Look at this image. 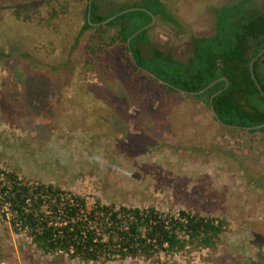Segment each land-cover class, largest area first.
<instances>
[{"label": "rangeland", "instance_id": "1", "mask_svg": "<svg viewBox=\"0 0 264 264\" xmlns=\"http://www.w3.org/2000/svg\"><path fill=\"white\" fill-rule=\"evenodd\" d=\"M65 1L69 12L46 27L13 15L29 4L44 17L43 0H0V169L91 203L224 218L228 232L214 250L83 263L45 255L0 220V264H264V133L224 127L203 101L153 80L131 90L123 49L85 68L95 34L78 38L86 0ZM142 1L98 0L99 13ZM160 1L175 24L156 18L151 45L185 62L193 37L213 35V10L239 0ZM250 7L263 10L264 0Z\"/></svg>", "mask_w": 264, "mask_h": 264}, {"label": "trees", "instance_id": "2", "mask_svg": "<svg viewBox=\"0 0 264 264\" xmlns=\"http://www.w3.org/2000/svg\"><path fill=\"white\" fill-rule=\"evenodd\" d=\"M251 1L239 0L215 8L213 35L193 37L192 55L183 62L151 45L152 26L137 34L130 45L127 43L152 22L150 13L175 24L162 1L143 0L101 14L98 0H92L88 20L89 0H86L85 21L78 38L91 29L97 35L90 36L86 43L89 58L84 67L95 65L100 55L123 49L134 71L127 81L131 90L138 91L142 84L153 80L163 85L167 93L203 101L209 109L212 99L219 119L232 129L264 133V126L249 129L264 125V95L260 90L264 91V54L253 62L251 69V62L264 49V9L250 7ZM42 4L47 8L44 17L39 5L29 4L15 9L13 15L24 22L37 19L41 26L50 27L69 12V2L65 0H43ZM137 7L143 10L125 12L104 24L110 17ZM145 48L149 55L145 54ZM17 55L29 58L24 50ZM213 118L220 124L214 115ZM0 220L7 221L15 234L23 235L45 255H61L83 263L129 258L155 260L161 255L214 250L229 225L224 218L184 209L166 213L154 206L104 204L100 200L91 203L86 196L42 181L31 182L3 169H0Z\"/></svg>", "mask_w": 264, "mask_h": 264}, {"label": "water", "instance_id": "3", "mask_svg": "<svg viewBox=\"0 0 264 264\" xmlns=\"http://www.w3.org/2000/svg\"><path fill=\"white\" fill-rule=\"evenodd\" d=\"M91 4H92V0H89L88 20H90ZM136 9H142V10H143V8H130V9L124 10V11H122V12H120V13H118V14L112 16V17H110V18L107 19L106 21H104V24H107L108 22H110L111 20H113L115 17H117V16L120 15V14H123V13L128 12V11H131V10H136ZM147 12H149V11H147ZM149 13H150V12H149ZM150 14H151V16H152V22H151L150 24L146 25L145 27L141 28V29H140L139 31H137L134 35H132V36L128 39V41H127L128 45H130V41H131V40H132L137 34H139L141 31H143V30H145V29H147V28H149V27H151V26H153V25L155 24V22H156V17H155L152 13H150ZM90 23H91V22H90ZM263 54H264V49H263V50L259 53V55H258L256 58H254L253 61L251 62V69H252L253 62H254L256 59L260 58ZM152 76H153V75H152ZM253 77H254V79H255V81H256L258 87L260 88L259 83H258V81L256 80V77L254 76V74H253ZM224 79H225V78H224ZM160 82L163 83V84H165V85H169L167 82H164V81H160ZM212 85H213V84H211L210 86H212ZM210 86L206 87L205 89H203V90L200 91L199 93L204 92V91L207 90ZM226 86H228V84H227ZM260 90H261V92H262L263 95H264V91H263L261 88H260ZM220 92H221V91H219V93H220ZM210 110H211L212 114L214 115L215 119H216L221 125H223L224 127L233 128L232 126H229V125L223 123V122L219 119V117H218V115H217V113H216V111H215V109H214V107H213V105H212V99L210 100ZM263 126H264V125H260V126H257V127H250L249 129H252V128L259 129V128L263 127Z\"/></svg>", "mask_w": 264, "mask_h": 264}]
</instances>
